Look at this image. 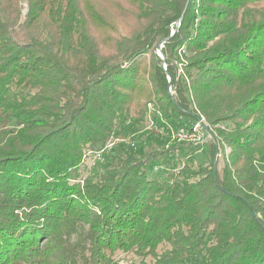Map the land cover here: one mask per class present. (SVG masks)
I'll return each mask as SVG.
<instances>
[{"label": "trees", "instance_id": "16d2710c", "mask_svg": "<svg viewBox=\"0 0 264 264\" xmlns=\"http://www.w3.org/2000/svg\"><path fill=\"white\" fill-rule=\"evenodd\" d=\"M0 264H264V0H0Z\"/></svg>", "mask_w": 264, "mask_h": 264}, {"label": "built area", "instance_id": "2783aa9c", "mask_svg": "<svg viewBox=\"0 0 264 264\" xmlns=\"http://www.w3.org/2000/svg\"><path fill=\"white\" fill-rule=\"evenodd\" d=\"M165 68V66H162ZM150 108V104L148 105ZM154 120H150L147 128L150 129L152 127H155V124L153 122ZM215 128L224 129V126L218 125V126H212L210 125L204 116L197 114V118L191 121L187 126H179V127H171V126H165V127H159L158 132L160 136L165 138L167 140L168 144L171 143H189L193 146L199 147L200 149L204 146L205 141L209 140L212 144L216 145V151H215V158L221 157L222 153L220 148L216 144V140L214 138V130ZM120 139H115V137L111 136L110 139L105 143L102 149L96 152H88L87 154H91V160H95L96 162H102L103 156L107 154L114 144L118 142ZM131 147H134L133 141L127 142ZM226 154L228 153V149H225L224 151Z\"/></svg>", "mask_w": 264, "mask_h": 264}, {"label": "rangeland", "instance_id": "374dc122", "mask_svg": "<svg viewBox=\"0 0 264 264\" xmlns=\"http://www.w3.org/2000/svg\"><path fill=\"white\" fill-rule=\"evenodd\" d=\"M25 12H26V4L25 3H22V11H21V18H23L24 17V14H25ZM156 52H157V54H158V56L160 57V52L158 51V50H156ZM163 56V55H162ZM161 58V57H160ZM165 66V65H164ZM159 133V132H158ZM214 134H215V130H214ZM216 135V134H215ZM120 139V138H122V137H120V136H118L117 135V137H115V139ZM215 138V137H214ZM121 140V139H120ZM120 140H118V141H120ZM124 140V138H122V141ZM116 143H118V142H116ZM208 145L210 146H212V143L208 140H206L205 141V144H204V146L203 147H205L206 149H208ZM219 147V146H218ZM103 148V147H102ZM101 148V149H102ZM204 148V149H205ZM220 148V147H219ZM100 150V149H99ZM99 150H96V151H99ZM220 150H221V153H222V155H221V157H219L218 156V158H215V151H214V162H215V165H216V168H217V171H218V173H220V170H221V167H222V156H223V151H222V149L220 148ZM96 151H93V152H96ZM88 152H91V153H93L92 151H88ZM87 152V153H88ZM206 152V151H205ZM85 154V161H84V164H83V168H82V172H81V179L83 180V179H86L87 177H90L91 175H95V173H97V172H99V171H101L102 170V168L100 167V166H97V164L96 163H98V162H96L95 160H91V154ZM200 153V152H199ZM225 153V152H224ZM195 158V163H200V162H202L204 159H205V156H202L201 154H197L196 153V156L194 157ZM123 255V254H122ZM122 255H120V256H122ZM123 257H127L128 258V260L130 261L131 260V257L130 256H124L123 255Z\"/></svg>", "mask_w": 264, "mask_h": 264}, {"label": "water", "instance_id": "95a60500", "mask_svg": "<svg viewBox=\"0 0 264 264\" xmlns=\"http://www.w3.org/2000/svg\"><path fill=\"white\" fill-rule=\"evenodd\" d=\"M178 25H179V22H177V26H178ZM159 49H160V48H159ZM158 51L160 52V50H158ZM160 57H161V59H163V56H162V53H161V52H160ZM163 65H164V64H163ZM163 65H162V66H163ZM168 80H170V79H169V76H168Z\"/></svg>", "mask_w": 264, "mask_h": 264}]
</instances>
